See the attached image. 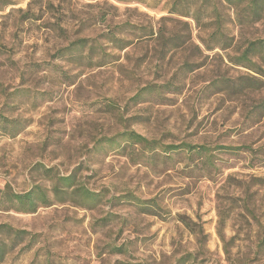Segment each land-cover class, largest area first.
<instances>
[{
    "label": "rangeland",
    "instance_id": "374dc122",
    "mask_svg": "<svg viewBox=\"0 0 264 264\" xmlns=\"http://www.w3.org/2000/svg\"><path fill=\"white\" fill-rule=\"evenodd\" d=\"M263 37L245 0H0V264H264Z\"/></svg>",
    "mask_w": 264,
    "mask_h": 264
},
{
    "label": "trees",
    "instance_id": "16d2710c",
    "mask_svg": "<svg viewBox=\"0 0 264 264\" xmlns=\"http://www.w3.org/2000/svg\"><path fill=\"white\" fill-rule=\"evenodd\" d=\"M225 1L228 3H234L237 1L241 2L244 0H225ZM245 1L247 2V5L249 6V8H251V10L262 9V5L264 3V0H245ZM259 2L262 4H259ZM256 61L261 62V64L256 63ZM237 62L240 64H244L247 68H249L255 73L264 74V37L261 39L249 41L246 47L241 52L240 56L237 58ZM257 82L261 83L262 81L259 80ZM126 135H127V144L130 147H134V145H143V146H147L148 149L150 150L154 148L153 147L155 144L154 141H148L145 137L133 131L128 132ZM180 149H181V145H169L165 147L163 151L165 153L179 152ZM187 149L188 150L195 149V153L197 154L204 152V148L201 147L188 146ZM206 154L208 161L211 163L212 155L210 153H206ZM59 180L61 181L64 187L66 188L71 187V185H73L74 174L60 177ZM39 192L40 194L42 193L41 190L36 189L35 191L30 190L23 194H15L14 199L18 205L16 209L19 211L34 212L38 202L47 205L49 203V199L47 198L46 194L42 193L41 198H39L38 197ZM73 192H78L79 196L82 197L85 202H91L92 204L96 203L99 196L98 193L88 191L83 187H76L73 190ZM181 221L183 222V224L187 225V223L184 220L181 219Z\"/></svg>",
    "mask_w": 264,
    "mask_h": 264
}]
</instances>
